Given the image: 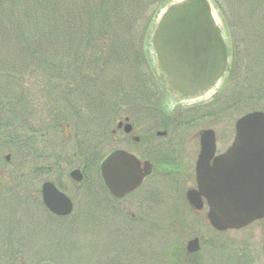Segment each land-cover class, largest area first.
Segmentation results:
<instances>
[{
  "label": "rangeland",
  "instance_id": "374dc122",
  "mask_svg": "<svg viewBox=\"0 0 264 264\" xmlns=\"http://www.w3.org/2000/svg\"><path fill=\"white\" fill-rule=\"evenodd\" d=\"M174 1L178 0H168L159 7L160 0L144 1L148 5L143 14L148 18L143 22L149 29V33L144 46H141L144 47L149 62V64L145 62L146 69L148 64L149 71L154 78L153 82L159 87L158 91L162 90V82L159 81L161 70L150 37L162 13ZM210 1L230 49L229 77H224L206 98L183 102L179 104L180 109L178 110L173 108L174 101L168 103L165 101L169 109L166 108L160 113L154 103L152 106L150 104L144 106L143 103L146 104V102L139 104L141 94L134 93L131 101L129 99L130 104L125 105L130 106L129 108L111 113L107 110L109 104L105 103L97 92L93 94L94 90L99 89L100 93L108 95L106 86L95 83L76 91L71 97V102L74 103L86 92L92 93L88 100L92 99V105L96 108H90V114L85 113L86 116L79 119L74 115L73 108L65 105L64 110L59 104L60 91L63 88L54 90L53 87L56 84L55 82L49 84L47 79H51L48 76L38 71L30 79L24 78L23 74H16L18 79L23 78L26 82L24 88L30 94L29 101L32 103L27 114L22 115L21 107L25 101L19 97V92L14 93L15 112L12 118L6 117L9 128L4 130V138L0 137V264H170L177 243L184 244L186 239L191 237V231L197 232L198 227L166 225L169 222V216L165 217V211L163 214L165 225L162 224V220L155 222L156 220L152 219H145L143 224L127 225L125 221L129 220H125L126 216L122 214H114V218L98 222L97 213H107L105 204L101 203L99 191L95 189V186H98L99 190L102 188V181L99 176L98 182V177L92 170V161H82V158L85 157L87 148L95 137L93 128L98 123L111 121L113 116V120L120 116H129L137 127H142V131L146 132L148 138L155 137L158 130H164L165 123L169 121L183 123L182 130L178 132L182 135L181 137L187 138L198 137V133L203 129L213 128L219 140V150H223L233 141L236 121L244 113L257 109L264 110V0H218L220 7L221 5L223 7L222 10L215 0ZM35 18L38 20L39 17ZM149 19L150 22H148ZM33 31L40 38L39 45H44L45 52H47L48 29L38 27ZM26 34V31L21 33V35ZM13 37L17 55L16 66L26 61L31 67L30 70L36 71L32 70L38 65L33 51L24 49L27 45L31 46L34 40L27 36V40H24L23 36L20 38L14 31L2 36L0 31V45L3 39ZM39 50L43 51V47H39ZM3 54L4 52L0 50V55ZM41 61H44V58ZM120 66L122 68L118 65L110 67L114 76H118L115 78L118 82L117 88L125 90L127 78L123 76L119 78V74L115 71L117 67L120 70L125 68V65ZM108 80L105 79L106 82ZM134 83L135 88L141 87L140 82ZM213 94L215 98H209ZM119 96L123 97V93H118L116 101H121ZM121 105L124 106V104ZM99 107L104 108L105 111L99 112ZM62 121L65 125H73L75 122L78 125L80 123L87 125L82 135L86 144L80 142L77 136H72L65 141L66 139L63 138V132L66 133L65 125L59 126L57 131L44 129L49 123L58 124ZM43 129L50 132L46 138L33 135L34 132L42 134ZM137 130V133L142 135L140 128ZM73 133H77L75 129ZM28 137L32 138V149L26 148L24 152L17 153L18 143L12 144L10 140L14 139L18 142L21 140L19 138L26 140ZM109 143L106 140L101 141L104 151L110 150ZM81 147L84 154L80 159L84 166H88L87 179L79 185V190L73 188L76 201L74 213L69 218L59 219L49 214L33 198L39 196V190L45 180H59L58 176H62V180L58 181L61 183L68 178L71 180L70 170L79 164L74 152H80ZM8 156L10 160L6 162L5 158ZM22 157L29 160L31 168L28 164L25 166L31 171L35 168H44V170L49 168L50 171L44 174H36L33 171V174L31 171L28 173L25 167L23 171L28 174L22 177L19 174L16 175L15 171L24 166L19 163ZM192 161L187 164L191 165ZM190 170L194 171V161ZM158 178L159 176L156 175L148 182V186L156 190L153 194L142 190L132 198L139 206L143 218L154 217V214L162 218L161 214L158 215L160 212H157L159 208L157 206L161 207L162 202L175 203L174 194L170 190L174 189L175 183L170 179H163L156 184ZM193 183L191 175L187 178L183 188L190 187ZM178 190L179 186L176 187L175 192ZM179 203L177 206H180L181 203ZM187 213L190 219L196 217L191 210H187ZM204 229L207 233V228ZM256 244L257 241H255V249L257 250L260 246L263 254L264 244L261 241L259 245L256 246Z\"/></svg>",
  "mask_w": 264,
  "mask_h": 264
},
{
  "label": "water",
  "instance_id": "95a60500",
  "mask_svg": "<svg viewBox=\"0 0 264 264\" xmlns=\"http://www.w3.org/2000/svg\"><path fill=\"white\" fill-rule=\"evenodd\" d=\"M153 46L171 94L196 98L212 89L228 64L227 44L209 0H182L163 13L153 36ZM197 163L201 194L210 204L209 217L219 229L240 228L264 216V112L255 111L236 123V135L228 150L215 155L212 129L201 135ZM214 159L213 165H210ZM125 151L111 154L102 163V176L111 192L123 197L138 187L152 171ZM81 180L78 170L71 174ZM46 206L57 215H69L71 200L53 183L43 184ZM192 192L189 193V195ZM198 240L189 244L191 247Z\"/></svg>",
  "mask_w": 264,
  "mask_h": 264
},
{
  "label": "trees",
  "instance_id": "16d2710c",
  "mask_svg": "<svg viewBox=\"0 0 264 264\" xmlns=\"http://www.w3.org/2000/svg\"><path fill=\"white\" fill-rule=\"evenodd\" d=\"M144 1L0 0L1 35L5 36L14 31L20 38L23 36L24 40H27L26 36L34 40L31 46L27 45L24 49L32 50L38 62L36 68H32L36 71H31L26 61L16 66L15 38L2 40L0 50L4 54L0 55V137L2 138L4 130L9 128L6 117L12 118L15 112V92H19V97L25 101L21 107V114L26 115L31 108L30 94L24 88L26 82L23 78L18 79L16 74H23L24 78L30 79L38 71L54 80L47 79V82L49 84L55 82L54 90L63 88L60 91L59 104L62 107L67 105L73 108L77 117L82 115L84 105L92 104L93 100H88L92 93L86 92L74 103L71 102V97L76 91L95 83L106 86L108 95L100 93L99 89L94 90L93 94L97 92L98 96L109 105L117 104L115 101L118 93H123V97L119 96L121 99L119 105L129 99L131 101L134 93L141 94L139 104L143 103L142 99L146 100L144 106L151 104L152 99L156 98L154 96L157 95L159 87L153 82L154 78L148 68L149 62L144 47L141 46H144L149 33L143 22L148 18L143 14L148 5ZM166 1L168 0H160L158 7ZM215 1L217 6L223 9L222 5L221 7L219 5L220 2ZM35 17H39L38 20ZM150 21L149 19L148 22ZM38 27L48 29L47 52L44 45H39L40 38L33 31ZM23 31L27 34L21 35ZM10 45L12 47H8ZM39 47H43V51L40 52ZM42 58L44 61H41ZM145 62L148 63H146L147 69ZM111 65H118L121 68L120 65H125L123 70L119 67L115 68L119 78L122 76L127 78L125 90L117 88L118 82L115 78L118 76H114ZM105 79L109 80L106 82ZM136 81L141 83L140 88H135ZM16 103L18 104L19 100ZM19 139L21 140L18 142L14 139L10 140L12 144L20 143L17 151L22 153L26 148L31 147V137L26 140ZM35 172L38 174L43 171L37 168Z\"/></svg>",
  "mask_w": 264,
  "mask_h": 264
},
{
  "label": "flooded vegetation",
  "instance_id": "af4514ba",
  "mask_svg": "<svg viewBox=\"0 0 264 264\" xmlns=\"http://www.w3.org/2000/svg\"><path fill=\"white\" fill-rule=\"evenodd\" d=\"M157 94L160 101L162 93L158 92ZM213 97L215 98L214 94L209 96V98ZM176 104L178 103H175L174 106ZM125 105L113 104L109 107V112L115 113V111L130 107ZM174 106L175 110L180 109L179 105ZM161 108L162 112H164L165 109L162 105ZM113 117L111 121L98 123L93 128L95 137L91 142V146L87 148L85 157H83V160L92 161V170L96 173L98 182L102 161L117 151H125L135 155L142 161H150L153 167L151 173L143 179L138 187L121 198L115 197L103 185L100 190L98 186H95V189L99 191L101 203L105 204L107 208V213H97L96 220L98 222L107 218L112 219L114 218V214H122L126 216L125 220H129L125 221L127 225L143 224L145 219L156 220L155 222L162 220V224L165 225L164 218L169 216V222L167 221L166 225L198 227L196 233L190 232L191 237L186 239L187 243L186 241L184 244L177 243L170 261L171 264H264V252L262 254L260 246L257 250L255 249V241H257L256 246L259 245V241L264 244V217L255 220L243 228L220 230L214 227L208 216L209 205L207 198L204 194L199 193L200 190L197 187L196 169L201 152V131L198 133V137H181L182 135H179L180 132L178 131L182 130L183 123L169 121L165 123L166 127L163 128L164 130H158L155 137L148 138L146 132L142 131V127H137V124L133 123L129 116H120L114 120ZM66 128L67 135H71V126L66 125ZM138 128H140L142 135L137 133ZM102 140L110 142L111 148L108 152L104 151L103 147H101ZM230 145L231 143L223 150H219V140L216 133L214 157L224 153ZM80 151V154L74 153V156H79V161H81V155L84 154L82 147ZM191 160L194 161V171L190 170V166H193V161L191 165L187 164ZM210 163L213 164V159ZM73 168H78L81 171L83 176L82 183L87 177L86 170L88 166H84L81 161V165H75ZM156 175L159 176L155 182L156 184L163 179H170L175 183L174 189H170L174 194L175 203L162 202L161 207L157 206V208L159 207L157 212H160L158 215L161 214L162 218L165 211L166 216L163 219L155 214L154 217L146 216L143 218L139 211V206L132 198L142 190L150 191L153 194L156 190L154 187H149L148 182ZM191 175L194 183L190 187L183 188L187 178ZM57 179L62 180L61 176H58ZM59 180H55V185L62 192L66 193L75 205L73 188L79 190L81 183L70 179L64 180L61 183L58 182ZM177 186H179V190L175 192ZM190 192L192 193L189 195ZM177 203L180 206H177ZM187 210H191L196 217L190 219ZM204 228H207V233ZM194 239L198 241L189 247V242Z\"/></svg>",
  "mask_w": 264,
  "mask_h": 264
}]
</instances>
